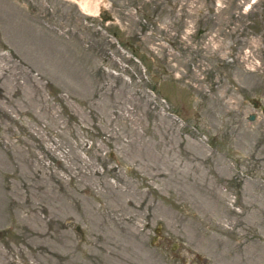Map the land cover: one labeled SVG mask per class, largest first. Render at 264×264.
I'll use <instances>...</instances> for the list:
<instances>
[{
	"label": "rangeland",
	"instance_id": "rangeland-1",
	"mask_svg": "<svg viewBox=\"0 0 264 264\" xmlns=\"http://www.w3.org/2000/svg\"><path fill=\"white\" fill-rule=\"evenodd\" d=\"M90 1L0 0V264H264V0Z\"/></svg>",
	"mask_w": 264,
	"mask_h": 264
},
{
	"label": "bare ground",
	"instance_id": "bare-ground-1",
	"mask_svg": "<svg viewBox=\"0 0 264 264\" xmlns=\"http://www.w3.org/2000/svg\"><path fill=\"white\" fill-rule=\"evenodd\" d=\"M78 2V4L81 6V8L83 9H90V0H76Z\"/></svg>",
	"mask_w": 264,
	"mask_h": 264
},
{
	"label": "water",
	"instance_id": "water-1",
	"mask_svg": "<svg viewBox=\"0 0 264 264\" xmlns=\"http://www.w3.org/2000/svg\"><path fill=\"white\" fill-rule=\"evenodd\" d=\"M102 14H104L103 10H102ZM260 104H261L260 101H258V100L255 101V102H254V106H255V108H258V107L260 106ZM255 117H256V115L253 113V114H251V115L249 116V119H250V120H254Z\"/></svg>",
	"mask_w": 264,
	"mask_h": 264
}]
</instances>
